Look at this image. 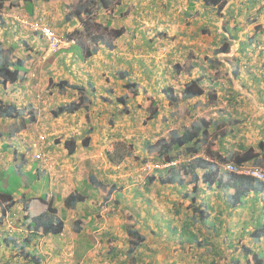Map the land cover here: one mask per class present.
I'll return each instance as SVG.
<instances>
[{
	"label": "crops",
	"instance_id": "crops-1",
	"mask_svg": "<svg viewBox=\"0 0 264 264\" xmlns=\"http://www.w3.org/2000/svg\"><path fill=\"white\" fill-rule=\"evenodd\" d=\"M237 1V6L235 4L224 11L227 19L230 10L235 12L240 7L242 0ZM0 2L3 3L0 7V42L10 60L19 58L18 61L23 63L20 72L22 80L9 89L12 94L8 97L20 107H25L26 111L32 110L37 116L36 122L28 123L24 129H17L12 136L2 133L0 157H3L4 144L7 143L14 148L16 160L17 154L21 152L22 155L26 154L27 161L37 162L34 170L30 163H21L27 165L28 173L35 171L39 180L41 173L48 176L46 184H42V181L37 183V194L31 197L47 195L51 198V203L57 209L55 217L62 219L65 224L64 230L58 235L39 233L38 237L35 236L36 242L41 239L48 242L47 251H40L43 255L41 264L49 259L52 262V253L60 255L56 264L66 261L63 255L67 254L92 258L102 252L101 246H98L101 237L118 236L116 228L120 230V238L127 236V241L121 243L118 242L120 239H116L109 247L112 249H128L132 238L128 229L136 228L145 236V241L135 253L142 252L146 256L142 261L132 263L162 264L166 256L159 260L158 252H161L162 255L167 254L166 261L169 264L171 261L174 264H199L202 257L210 258L212 255L210 244L206 245L207 241L202 239L207 238L212 230L206 226H191L194 232L198 229L201 231L198 237L203 244L180 243L182 223L186 219L190 220L193 213L191 201H195V204L196 201L203 205L206 203L211 211L210 221L222 222L220 237H212L209 241L226 247L224 254L230 251L227 248L230 241L226 240L225 245L222 242L224 238L234 237L238 246L242 243L253 246L249 232L252 229V218L263 208L264 191H251L246 197L245 207H230L226 202L227 193L216 186L209 187L199 181L201 190L193 194V183L190 182L192 176L183 169L173 172L177 178L184 179L183 183H162L160 176H167L168 171H160L158 175L155 173L152 175L155 177L150 179L140 174L141 165L132 162L130 157L149 156V152L153 153L154 148H158V139L163 137L168 140L174 130L182 132L194 125L203 126L202 119H205V128L210 134L217 129H225L224 133L217 134V138L209 136V141L214 143L212 149H219L222 155L227 156L231 152L252 147L261 159L250 163L264 165V51L258 49L261 41L250 42L254 31L244 35L243 32L248 29L238 31L237 38L232 39L238 41L237 46L229 52L191 58V47L187 43L160 37L164 34L168 36L170 32L180 34L179 30L189 32V27L183 25L178 30L176 26L180 24L171 25L163 21L159 26L153 25L150 28L147 10L149 0H120L116 4L119 8L112 12L109 7L93 13V21L101 23L105 30L117 27L125 29L119 37L109 35L95 40L82 37L86 34L84 24L74 12L79 0ZM154 2L161 8L169 7L166 0ZM184 2L178 1L185 8L184 14L187 16L189 7ZM164 12L171 11L167 9ZM21 14L31 18L42 17L58 33L68 38H65L58 51H49L40 34L21 27L17 19ZM216 33L220 41L213 48H220L222 40L233 34L224 29L223 32L218 29ZM246 40L249 45L244 47ZM244 48L246 50L243 51ZM33 72L40 76L36 84L26 78ZM167 72L169 78L165 85L158 79ZM198 76L203 77L207 86L205 94L187 99L177 106L171 105L163 92L164 88L172 86L180 94L185 83ZM61 80H66L69 85L60 89L55 83ZM128 81L139 84L136 91L125 87ZM49 84H52V95L43 91L44 85ZM159 88H162V92L158 91ZM212 93H216V98L212 97ZM6 95L1 87L0 96L7 99ZM122 95L127 96L128 113L123 112V105L117 101ZM150 97L157 100L156 105H152L156 110L151 117L152 109L146 107ZM78 100L82 105L78 110L58 116L53 114L59 106ZM183 106L190 116L180 121L178 112ZM196 110L201 111L197 116ZM0 122L7 121L0 118ZM135 127L141 128V131L135 130ZM29 129L32 130L31 134H28ZM231 129L235 131L234 134L229 133ZM34 130L47 136L40 151H44L48 160H35L33 155L26 153L29 150L28 144L37 135ZM71 138L76 141L73 152H69L64 145V141ZM84 141L87 145L83 144ZM121 141L134 143V149L120 163H112L108 159V152L114 150L115 142ZM198 156L211 157L214 163L220 164L218 158L208 156L205 144ZM194 158L193 155L181 157V160L186 162ZM198 172L202 174L204 170L201 168ZM70 196L74 199L67 201ZM23 198L15 196L16 220L23 214ZM254 201L257 209L253 207ZM36 204L40 211L47 208L38 201ZM174 227L178 230H173V233L171 229ZM52 238L55 241L50 240Z\"/></svg>",
	"mask_w": 264,
	"mask_h": 264
},
{
	"label": "trees",
	"instance_id": "trees-1",
	"mask_svg": "<svg viewBox=\"0 0 264 264\" xmlns=\"http://www.w3.org/2000/svg\"><path fill=\"white\" fill-rule=\"evenodd\" d=\"M19 1L21 0H16V3H19ZM24 1L32 2L35 0ZM79 1L80 2L75 8L74 12L78 19L84 24L85 33L89 35L91 40H95L96 38L105 36L104 33H94V30L92 31V25H97L98 28L102 26L101 23L93 21L92 14L104 8L111 7L113 0ZM203 1L204 8L208 10H204L205 15H208L210 12L209 10L212 8H218L217 10L221 15L222 8L228 2V0ZM245 1L246 2L244 3V5L247 8L246 11L238 9L237 11L235 10V12L234 10H232V12L230 10L228 19L226 18V15H224V31L228 33L232 32L233 34L230 33L231 36L229 38L225 37L222 40V45L219 48L218 52H229L231 49L230 39H236V33L244 29V25L242 26V23L238 19L240 16H253L252 18H254V22L257 21L255 29L256 31L255 33H253L254 35H251L250 42H253L255 40L259 42L264 39V22L262 21V19H264V0ZM196 2L198 3V0ZM192 3L193 0L191 1V4ZM197 3H195V7L197 6ZM2 4L3 3L0 2V7L2 6ZM252 9L256 10V15H251L250 11ZM235 14L236 16H234ZM231 22L234 23L233 27L231 26ZM124 32L125 29L122 27L110 28V30H108V34L115 37L121 36ZM71 34H74V32ZM63 37L64 39L68 38L67 36ZM247 45H249V43L246 40L244 41L243 46L246 47ZM3 48V44L2 42H0V86L6 92V96L11 97L12 90L9 89H11L12 86L17 85L18 81L22 80L20 72L23 67V63L21 61H18L19 58H17L15 61L10 60V58L5 55ZM244 50L246 49L244 48L243 51ZM66 85H69L66 80H61L59 83H57V86L60 89ZM70 86L76 88L75 85ZM138 86L139 84L135 81H128L125 83V87L133 91H136ZM206 89L207 86L203 82V77L198 76L186 82L184 87L181 89L180 94L175 92L176 89L172 86L165 87L163 92L165 93L169 103L171 105L177 106L187 99H193L203 96L206 92ZM9 97L7 99H4L0 96V118H2V120L13 119L18 123L21 121L19 123L18 130L26 128L28 123L36 122L37 116L32 110L26 111L25 107H20L13 99H9ZM212 97L216 98V93H212ZM117 101L123 105V112L128 113L129 106L127 96H119ZM156 103L157 100H155L153 97H150L147 99L146 105L148 106L146 107H149L151 110L152 105H156ZM80 107H82V105L78 100L66 105L59 106L53 111V114L55 116H58L59 114L64 112H74ZM155 110L156 109H152L151 116L154 114ZM202 123L203 126L194 125L191 129H185L182 132L174 130L170 134L168 140L165 138H161L157 141V143L159 144L158 148H154V160L156 161L165 162L180 159L181 157H190L193 155L195 156L193 160L191 159L192 161L190 160L187 163L182 161L179 165H174L170 168L165 169L169 174L165 177L160 176V181L162 183H172L175 181L183 183L184 179L177 178V176H174L176 175V173H173L176 169L181 168L180 171H182L183 169L186 174H190L192 176V181L190 182L193 183V194H196V192L201 190V188L198 186V182L201 181L206 186H216L225 191L228 197V201L226 202L230 207H237L238 205L241 207H245V205H247V201L245 200L248 194L251 191H264V183L243 174L229 172L223 167V165L229 162H234L237 164L246 162L250 163L251 161L259 162V159H261L258 157L259 153H257L254 148L249 147L243 149V151L231 152L227 156L222 155L219 149H212L214 143L212 140L209 141L208 139L211 134L208 132L207 127L205 128V119H202ZM229 133L234 134L235 131L231 129ZM28 134H31V132L28 131ZM45 141L40 142L39 145L41 146ZM202 143L205 144V150L208 156L216 157L219 159V165L217 163H214L213 160H211V157L205 158L202 156H198L201 147L204 146V144L201 146ZM83 144L87 145L85 141L83 142ZM64 145L69 152H73L76 147V141L74 138H71L65 140ZM150 150L152 151L153 149ZM130 153L131 151L129 148H127V146H122L121 148L115 147L112 152H108V159L112 163L117 164L120 163L125 156L130 155ZM201 168L204 170L202 174L198 172V169ZM2 170L3 169L1 168L0 172ZM154 177L155 176H151L150 179ZM15 196L16 195L10 192H5L0 189V264H41L43 255L37 248V242L34 241L35 236L38 237V235H40L39 233L44 235L60 234L64 230V221L60 218L55 217L57 209L53 206V204L51 203V198H49L47 195L33 198H23L21 200L23 201V214L16 220L14 207L16 206L17 201L15 200ZM73 199V196H70L67 201H71ZM37 201L47 206V208L42 211L38 210L36 207ZM191 202L192 203L190 207H192L193 213L190 217V220L186 219L182 223L181 236L179 237L180 243L184 245L185 243L187 244L194 242L198 246L203 244L200 242L198 237V234H201V231L198 229L194 232L192 229H190L191 226L198 225V227L201 228L203 226H206L207 229L212 230L207 234V238H202L203 240L208 242H206V245L210 244L209 247H211L213 250L211 253L212 255L210 258L202 257L199 264H264V249L261 245L264 238V205L259 214L256 217L252 218V229L249 233L251 239L253 240V246L251 247L249 245H246L245 243L239 244L238 246L234 242V237H230L227 239L224 238L222 241L223 244L226 245V240L230 241V244L227 248L230 249L231 252L230 256H225L224 250L226 247L218 245V242H214L213 244H211L212 241H209L212 237H220L221 232L219 228L222 222L214 220L210 221L211 211H209L208 209L210 207H208V205H205L206 203H204V205L206 206L205 207L202 202L200 203L196 201V204L194 203L195 201ZM255 203L256 202L254 201L253 207H255ZM254 209H257V206ZM12 223L15 224V227L13 229ZM9 224H11V229L8 227ZM245 224L247 225L248 223ZM173 230L177 231L178 228L174 227L171 229V232L174 233ZM128 233L132 236V238L129 240L130 245L126 251L115 247L113 249L111 248L108 252L111 257L110 260L112 262L118 264H126L129 259L131 261H142L144 259V256H146L142 252H139L138 254L135 253V251L145 241V236L136 228L128 229ZM176 233L177 232H175V234ZM5 241L9 243L5 244ZM125 253L127 255L126 258H124L126 256ZM221 256L228 260L225 263H220L218 259ZM171 264L174 263H172L171 261Z\"/></svg>",
	"mask_w": 264,
	"mask_h": 264
},
{
	"label": "rangeland",
	"instance_id": "rangeland-1",
	"mask_svg": "<svg viewBox=\"0 0 264 264\" xmlns=\"http://www.w3.org/2000/svg\"><path fill=\"white\" fill-rule=\"evenodd\" d=\"M1 1V0H0ZM179 0H166V2H168V6L169 7H165V8H161L160 6H158V4H155L154 0H149V7H148V21L150 23V28L155 25V26H159L161 22L165 21L168 24L174 23L175 25L180 24L181 26H176L177 29L178 27H182L183 25H186L187 27H189L190 31L189 32H185L184 30H179L181 32H179L180 34H172V32H170L168 36H166V34H164V36H160L161 38L165 37L167 38V40L170 41H175L176 40H180L181 43H187L189 45L190 48V57H198L200 58L203 54L205 55H216L219 51V48H213V46H217L216 44L219 43L220 38L218 36V34L216 33L219 29L220 32H223L224 29V21L223 18L225 15V12L227 11V9L232 8L233 5L238 4L237 0H228V2L224 5V7L222 8L221 12L222 14L220 15V13L218 12V8H212L209 11L208 15L204 14V10H206L204 8V1L203 0H198V3L196 2L197 0H193V3L191 4L192 0H182L185 1L184 3H188V10H187V16L186 14H184L185 8L179 5L178 3ZM120 2V0H113L112 1V6L110 7L111 12L115 9V8H119L118 6H116V4L118 5V3ZM246 1L242 0V3L240 4V7H238V9L240 10H244L246 11V7L244 5ZM195 3H197V6L195 7ZM156 5V6H155ZM2 7V6H1ZM169 9L171 12L170 13H165L164 11ZM197 8V9H196ZM196 9V10H195ZM192 10V12H191ZM208 11V10H206ZM225 11V12H224ZM164 12V13H163ZM251 15L254 14L256 15V10L252 9L250 11ZM122 14V13H121ZM124 14V13H123ZM122 14V15H123ZM189 14V15H188ZM191 14V15H190ZM193 15V16H192ZM163 16H165V19L163 18ZM222 16V17H221ZM236 16V14L234 15ZM229 17V15H228ZM253 16H240L238 19L239 21L242 23L241 25L243 26V30L248 29L246 32H243L244 34H247L251 31H256V23L257 21L254 22V18H252ZM261 20V19H260ZM262 21L264 22V19H262ZM167 26V25H166ZM221 27V29H220ZM92 31L94 33H104V37H109L110 34H108V29L105 30L104 27H97L96 25H92L91 27ZM205 29V30H204ZM242 30V31H243ZM85 31V29H84ZM159 31V30H157ZM156 31V32H157ZM215 33L217 35H215ZM230 34V33H229ZM9 34H7L8 36ZM154 35V33H153ZM175 35V36H173ZM83 38H87V39H91L89 37V35L84 34L82 35ZM230 37V36H229ZM231 40V49H235L237 46L238 41H234ZM262 42L258 45V49L261 51H264V39L261 40ZM258 50V51H259ZM5 53V51H4ZM9 55V54H8ZM190 59V58H189ZM168 72L165 73L161 78H159V82H164L165 85L167 84L168 81ZM26 74H24L25 76ZM42 76V75H41ZM28 80H31L32 83L36 84L37 81H40V76L38 74H36L35 76H32L31 74L27 75ZM36 80V81H34ZM43 83V82H42ZM57 84V83H55ZM39 85V82L38 84ZM52 84H49L48 86L44 85V92L48 93L49 95H52V91L50 90ZM0 90H1V86H0ZM159 92H162V88H159L158 90ZM152 109H154V107H151ZM198 112V113H197ZM194 114V112H192ZM196 116L198 114L201 113V111L196 110ZM180 121H183V119H185L187 116H190V114H188V110L185 106H183L180 111L178 112ZM151 117V114L150 116ZM150 119V118H148ZM7 121L5 122H0V136L2 135V133H5L6 135L12 136V134H14V132L18 129L19 127V123L13 120H4ZM139 127H141V125H138ZM135 130H138L139 132L141 131V128L135 127ZM215 130V129H214ZM225 129H217L215 131H213L211 133V136L213 138H217V134L219 133H224ZM30 132H32L31 129H29ZM37 131L34 130V133H36ZM37 135L34 136V140L37 141V136L40 134H38V132L36 133ZM169 134V133H168ZM157 137V136H156ZM5 138V137H4ZM163 138V137H162ZM12 139V137H11ZM161 139V138H160ZM159 140V139H158ZM157 140V141H158ZM0 141H3V139H1ZM4 150L3 151V157H0V164H1V168L3 169L0 172V189L2 191L5 192H10L14 195H18V196H24L25 198L31 197L33 195L37 194V183L39 181H42V184H46L48 182V176L45 173H41V177L39 180L38 175L36 174L35 171H32L30 173H28L26 171V166L24 164L30 163L33 167H31V169L35 168V165L37 164V162H30L27 161L28 158H26V154H23L21 152H19V154H17L18 156V160L15 159L16 155L13 152L14 148L10 147L7 143L4 144ZM115 146L117 148H121L122 146H127V148H129L130 150L134 149V143L130 144L128 142H115ZM44 152V151H40V145L37 144L36 146H32L29 150L26 151V153L28 155H32V154H36L37 152ZM154 151V150H153ZM149 156L145 157V158H140L141 155L138 157L137 155H133L130 157V159L132 160V162H137V164H143L146 161H156L154 160V156H155V152L151 153L149 152L148 154ZM137 158V159H136ZM181 160V159H180ZM24 161V162H23ZM21 163H24L21 165ZM254 164V163H252ZM139 165V166H140ZM260 166L261 163H259ZM5 166V167H4ZM34 170V169H33ZM161 170L157 171V175L160 174ZM154 175V174H153ZM147 177H151V176H147ZM20 202V201H19ZM11 229V224H9L8 226ZM15 227V224L12 223V229ZM1 228V226H0ZM7 229V226H6ZM125 229V228H124ZM116 230H118V232L120 231L119 229L116 228ZM126 231V230H125ZM118 236H111V237H101L100 238V242L98 244V246H101V253H97L95 255H93L92 258H86L84 257V255H80V254H67V255H63V258H67L66 261L62 262L61 264H84V263H89V264H107L105 262H112L110 260V255L108 254V252L110 251L111 248V243L115 242L116 239H120L118 242H121L123 240L127 241V236H125V238H123L124 236H121L120 238V233H118ZM124 235V233H123ZM55 241L54 238L50 239ZM44 240H40L37 242V248L39 251H47L46 249L47 247V243L45 240V245H44ZM9 243L7 241L4 242ZM57 243V242H56ZM252 243V242H251ZM4 244V245H5ZM264 246V239L262 244ZM1 247V245H0ZM47 247V248H46ZM53 254V253H52ZM50 254V257L54 256V259H52V262L50 261V259L48 261L45 260V264H56L57 258L60 255H52ZM163 253L158 252V259L160 260V258H164L165 257V261L162 264H169L166 260H167V254L166 255H162ZM225 256H230L231 252L229 251L226 254H224ZM74 258V261H71ZM85 260H87V262H84ZM220 261V263H225L228 259L223 258L222 256L218 259ZM83 261V262H81ZM129 264H135L132 263V261L129 262Z\"/></svg>",
	"mask_w": 264,
	"mask_h": 264
},
{
	"label": "built area",
	"instance_id": "built-area-1",
	"mask_svg": "<svg viewBox=\"0 0 264 264\" xmlns=\"http://www.w3.org/2000/svg\"><path fill=\"white\" fill-rule=\"evenodd\" d=\"M19 24L21 27L26 29L29 32H37L42 35L45 42L47 43L48 50L51 52L57 51L65 42L64 37L58 33L49 23L44 21L42 17H29L28 15L21 14L17 16ZM32 76H35V72L31 73ZM47 139V136L43 133H40L37 138V142H42ZM34 143V145H36ZM35 159L38 160H48V157L44 154V152H38L35 156ZM190 161V159H188ZM182 160L176 159L172 161H146L140 166V174L142 176H150L153 173L170 168L174 165H179ZM223 167L233 173L243 174L249 177H252L256 180L262 181L264 183V167L250 164L248 162L237 164L234 162H229L223 165Z\"/></svg>",
	"mask_w": 264,
	"mask_h": 264
},
{
	"label": "clouds",
	"instance_id": "clouds-1",
	"mask_svg": "<svg viewBox=\"0 0 264 264\" xmlns=\"http://www.w3.org/2000/svg\"><path fill=\"white\" fill-rule=\"evenodd\" d=\"M37 137H38V136H37ZM46 140H47V139H46ZM34 143H36L35 140H33V142L29 143V144H28V148L30 149L32 146H36L37 144H39V142H37L36 145H34ZM38 152H39V151H38ZM38 152H37V153H38ZM37 153H36V154H37ZM36 154H32V155H33V156H32L33 159H35L34 156H35ZM180 159H181V158H180ZM35 160H38V159H35ZM41 161H42V160H41ZM44 161H45V160H44ZM183 162H184V161H183ZM187 162H189V161H186V163H187ZM248 163H249V162H248ZM250 164H252V163H250ZM253 165H254V164H253ZM257 166H259V165H257ZM261 167H263V166H261ZM162 170H165V169H162ZM162 170H161V171H162ZM155 173H157V172H155ZM155 173H153V174L155 175ZM153 174H152V175H153ZM152 175H150V176H152ZM146 177H147V176H146Z\"/></svg>",
	"mask_w": 264,
	"mask_h": 264
}]
</instances>
